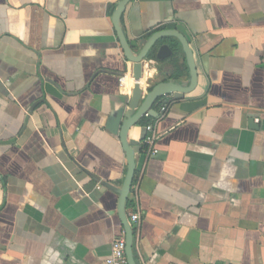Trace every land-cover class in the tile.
Here are the masks:
<instances>
[{"label": "crops", "instance_id": "0c3cea01", "mask_svg": "<svg viewBox=\"0 0 264 264\" xmlns=\"http://www.w3.org/2000/svg\"><path fill=\"white\" fill-rule=\"evenodd\" d=\"M122 1L0 0V264H264V0Z\"/></svg>", "mask_w": 264, "mask_h": 264}, {"label": "water", "instance_id": "95a60500", "mask_svg": "<svg viewBox=\"0 0 264 264\" xmlns=\"http://www.w3.org/2000/svg\"><path fill=\"white\" fill-rule=\"evenodd\" d=\"M128 0H124L120 3L119 5V10L118 13L121 14L125 8V5L127 3ZM182 40V39H181ZM183 44H184V48L186 50V52L189 53V50L187 48V43L185 40H182ZM167 50L166 47L163 46L160 51H159V56L160 57H164L167 54ZM143 54L140 55L138 58H142ZM166 92H174V96L175 97H183L185 90L183 88H178L177 85H175L172 82H168V83H164V84H160L159 86L155 87V89L153 90L152 94H151V99H155L157 97V95H160L162 93H166ZM149 115L152 116H156L158 115L157 112L155 111H150V112H146ZM123 144L125 146V150L127 152V156L129 158V171H128V179L130 180V182L133 180L134 174H135V161H134V157L133 154L131 153V151L128 148V144L125 140H123ZM124 204H125V197L122 200V204H121V208L122 210H124ZM122 220L124 222V226L126 228V242H127V257L129 260L130 264H135V260H134V255H133V247H132V235H131V224L130 221L127 217V214L123 211L122 214Z\"/></svg>", "mask_w": 264, "mask_h": 264}, {"label": "built area", "instance_id": "2783aa9c", "mask_svg": "<svg viewBox=\"0 0 264 264\" xmlns=\"http://www.w3.org/2000/svg\"><path fill=\"white\" fill-rule=\"evenodd\" d=\"M123 80V78H122ZM167 110V105L161 106V112L164 113ZM147 117L150 115L145 114ZM146 135L142 141L143 147L147 153L155 155L159 152L157 147V141L161 136L155 123H148L145 125ZM131 221L136 222L139 219V213L131 212ZM106 264H130L127 257V242L126 235L123 234L120 237H116L111 245V254L106 260Z\"/></svg>", "mask_w": 264, "mask_h": 264}, {"label": "trees", "instance_id": "16d2710c", "mask_svg": "<svg viewBox=\"0 0 264 264\" xmlns=\"http://www.w3.org/2000/svg\"><path fill=\"white\" fill-rule=\"evenodd\" d=\"M149 120H154V119H152L151 116L147 117L146 124L149 122ZM150 122H152V121H150Z\"/></svg>", "mask_w": 264, "mask_h": 264}]
</instances>
